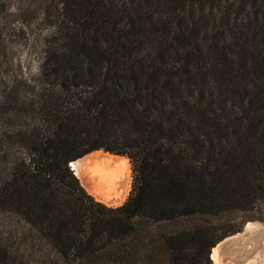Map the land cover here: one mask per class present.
<instances>
[{
	"label": "trees",
	"instance_id": "obj_1",
	"mask_svg": "<svg viewBox=\"0 0 264 264\" xmlns=\"http://www.w3.org/2000/svg\"><path fill=\"white\" fill-rule=\"evenodd\" d=\"M57 1L38 77L1 98L0 207L53 253L18 259L213 264L218 241L264 223V0ZM95 150L129 159L119 205L68 165Z\"/></svg>",
	"mask_w": 264,
	"mask_h": 264
},
{
	"label": "rangeland",
	"instance_id": "obj_2",
	"mask_svg": "<svg viewBox=\"0 0 264 264\" xmlns=\"http://www.w3.org/2000/svg\"><path fill=\"white\" fill-rule=\"evenodd\" d=\"M52 2L56 5L58 1L0 0V133L7 132V130L4 131L8 129L9 112L7 102H2L1 98L10 95L16 89L23 93V81L38 77L45 45L47 41L50 42L53 37H57V34L53 33L54 8L48 5ZM47 12L51 13V16H47ZM110 155L122 157L126 163L129 183L122 200L124 202L131 188V165L126 156ZM11 159L12 155L9 152L0 149V182L7 175ZM84 173H87V170ZM262 213V210L253 213H238L228 219L232 221H227V223L239 222L249 216H262ZM247 222H258L264 227L262 221L250 219L244 221L239 233L244 230ZM0 249L6 250L16 258L12 264H28L18 259L23 255H31L37 261L52 259L53 256L48 242L38 232L30 231L29 225L20 216L4 206L0 207ZM244 254H239L237 257Z\"/></svg>",
	"mask_w": 264,
	"mask_h": 264
},
{
	"label": "bare ground",
	"instance_id": "obj_3",
	"mask_svg": "<svg viewBox=\"0 0 264 264\" xmlns=\"http://www.w3.org/2000/svg\"><path fill=\"white\" fill-rule=\"evenodd\" d=\"M70 165L95 200L108 206L122 203L129 183L122 157L94 151ZM239 254L244 255L237 257ZM210 257L213 264H264V227L258 222H247L242 232L225 237L213 247Z\"/></svg>",
	"mask_w": 264,
	"mask_h": 264
},
{
	"label": "water",
	"instance_id": "obj_4",
	"mask_svg": "<svg viewBox=\"0 0 264 264\" xmlns=\"http://www.w3.org/2000/svg\"><path fill=\"white\" fill-rule=\"evenodd\" d=\"M95 151H98V150H95ZM99 151H101L102 153H108V154H114V153H110V152H106V151H103V150H99ZM88 154V153H87ZM86 155V154H85ZM114 155H118V154H114ZM84 156V155H83ZM82 157V156H81ZM81 157H79V158H81ZM79 158H77V159H79ZM77 159H75V160H77ZM74 161V160H73ZM71 162V161H70ZM70 162H69V167H70V169L72 170V167H71V165H70ZM73 171V170H72ZM224 239V238H223ZM223 239H221L220 241H222ZM220 241H218L214 246H212V248L213 247H215ZM212 248L210 249V254H211V251H212ZM211 258V257H210Z\"/></svg>",
	"mask_w": 264,
	"mask_h": 264
}]
</instances>
